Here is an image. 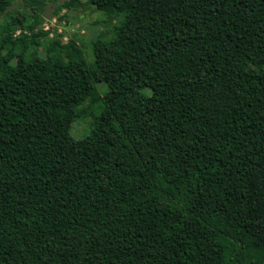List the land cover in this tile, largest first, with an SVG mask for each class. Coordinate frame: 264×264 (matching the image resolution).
Listing matches in <instances>:
<instances>
[{
  "label": "trees",
  "instance_id": "16d2710c",
  "mask_svg": "<svg viewBox=\"0 0 264 264\" xmlns=\"http://www.w3.org/2000/svg\"><path fill=\"white\" fill-rule=\"evenodd\" d=\"M51 2L0 40V264H264V0H65L91 64Z\"/></svg>",
  "mask_w": 264,
  "mask_h": 264
},
{
  "label": "rangeland",
  "instance_id": "374dc122",
  "mask_svg": "<svg viewBox=\"0 0 264 264\" xmlns=\"http://www.w3.org/2000/svg\"><path fill=\"white\" fill-rule=\"evenodd\" d=\"M65 0H53V2L46 4L43 7L41 13H37L40 16L41 24L39 26V30L42 32L41 28L46 26L48 22H50L54 17L65 16L63 33L61 34V42L65 43L66 40L73 39L77 42L79 46V50H81L85 56L86 62L91 64L93 62V53L91 47V41L94 40L99 35H105L109 37L111 35V28L115 23L107 24L106 23V15L101 12L93 9V7L84 5L79 7L77 10L68 11L66 9H61L55 12V8L60 6ZM35 11L31 9L28 5L27 0H10V5L6 6L3 11L0 12V40L3 39L7 34L4 33V28L8 22H11V18H18L24 22V24L31 23L32 17L34 16ZM17 27L14 30V37H18L20 33V29ZM31 32H25L27 36L30 35ZM32 38L40 39L44 41V34H39L37 30L32 33ZM84 44V45H83ZM34 48V47H30ZM38 52L43 54V47H38ZM6 49L1 51V54H5ZM13 65L14 62H11ZM97 90L100 95L103 94L105 89L104 85L98 84ZM147 93L148 91H144ZM95 106L93 109H96ZM80 109H89V104L85 103ZM91 125V117L88 116L84 119L76 120L71 128L70 136L74 140L83 137Z\"/></svg>",
  "mask_w": 264,
  "mask_h": 264
},
{
  "label": "built area",
  "instance_id": "2783aa9c",
  "mask_svg": "<svg viewBox=\"0 0 264 264\" xmlns=\"http://www.w3.org/2000/svg\"><path fill=\"white\" fill-rule=\"evenodd\" d=\"M64 15V14H62ZM54 17L50 22H48V24L46 26H44L43 28H41L42 33L45 35V37H47L48 39H54L56 37L61 38V34L63 33V26H64V19H60V17ZM70 40V39H69ZM69 40H66V42H68ZM65 42V43H66Z\"/></svg>",
  "mask_w": 264,
  "mask_h": 264
}]
</instances>
